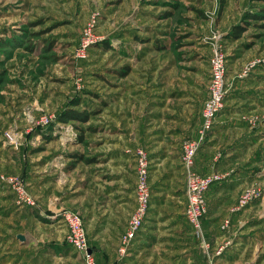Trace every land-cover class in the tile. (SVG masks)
<instances>
[{"label": "rangeland", "instance_id": "rangeland-1", "mask_svg": "<svg viewBox=\"0 0 264 264\" xmlns=\"http://www.w3.org/2000/svg\"><path fill=\"white\" fill-rule=\"evenodd\" d=\"M262 10L264 0H0V264L15 243L23 255L65 243L69 252L60 254L71 256L67 264H88L68 243L62 215L83 218L93 248L92 217L101 218L108 194L123 187L141 150L150 163L152 201L156 192L163 202L172 199L188 222L182 146L199 136L203 119L197 136L181 145L178 176L161 185L160 174H152L154 151L145 145L146 112L157 96L194 92L185 77L208 84L204 107L217 48L226 57L224 111L234 117L226 124L241 120L253 139L228 144L233 160L211 175L226 181L237 174L242 183L221 185L223 200L209 210L207 203L202 232L196 237L191 226L190 237L203 264H264V17L251 18ZM67 112L78 118L59 122ZM252 189L261 196L243 206ZM159 222L171 220L164 215ZM119 248L111 253L121 264H143V229L129 255ZM91 254L95 264H115Z\"/></svg>", "mask_w": 264, "mask_h": 264}, {"label": "crops", "instance_id": "crops-1", "mask_svg": "<svg viewBox=\"0 0 264 264\" xmlns=\"http://www.w3.org/2000/svg\"><path fill=\"white\" fill-rule=\"evenodd\" d=\"M193 80L195 79L189 81L187 77L184 78L188 85L189 82H192L191 87L192 85L193 88L195 87L194 92L187 94L188 92L176 91L175 93L179 94V99L157 96L155 101H152L154 103L151 104L150 111L147 110L146 112L150 130L147 133L149 138L145 145L146 148L154 151L151 159L156 168H153L152 174H160L161 185L165 182H174V179L178 176L179 172L176 169L178 164L181 165L179 153L181 145L185 139L197 136L198 128L202 123L201 107H203V99L208 95V84L204 79V83L198 82V80L195 83ZM157 86L159 87V85ZM191 87L189 85L190 90ZM176 101L177 108H171V104ZM224 112L218 125L209 136L208 142L197 155L196 171L201 175L225 172L227 167L225 163L228 159L231 161L232 154L235 153L234 147L231 148L232 145L228 144L241 136L239 140L242 144H247L253 139L250 131L246 132V129H242L247 125H244L241 120L237 119L238 125L236 127L226 124L234 117L229 115L230 111L225 110ZM233 132H236L235 135ZM126 172L123 187L121 186L118 190L108 194L105 210L99 211V214L102 213L101 218L96 221V217H92L94 232L91 234L90 240L91 246L94 248L93 255L99 262L121 264V259L118 260L117 255L114 257V254L111 253V251L116 253L120 241L112 243L111 237H117L118 233L126 231L130 217L136 208L137 163L132 168H128ZM225 182H229L231 187V185L242 183V179L239 180L238 175L234 174L230 175L226 181L221 180L212 186L207 192L208 210L211 206L218 205L223 200L220 197L223 194L219 189ZM159 187L161 189V186ZM158 190L159 188L156 189V191ZM170 192L172 196L177 195L174 187H171ZM171 200L166 199L163 202L161 194L154 193L148 220L143 228V264H203L205 259L201 256V251L199 250L200 254L195 251L198 248L196 239L193 237L194 235L190 237L191 233L193 234V229L182 214L183 218H180L178 208L169 204ZM164 215L171 220L165 226L159 222ZM162 231H164V234ZM38 244L34 243V246H39ZM64 244H61L63 248ZM17 246L19 245L15 243L12 254L4 257V259L8 258L6 264H53L58 260L63 264H67L71 257L68 256L69 254H60L63 248L58 244L52 245L51 243L49 246L44 244L37 249L34 248L32 253L25 255L18 251ZM41 248H43V251H41ZM63 251V253L69 252L66 249H63Z\"/></svg>", "mask_w": 264, "mask_h": 264}, {"label": "built area", "instance_id": "built-area-1", "mask_svg": "<svg viewBox=\"0 0 264 264\" xmlns=\"http://www.w3.org/2000/svg\"><path fill=\"white\" fill-rule=\"evenodd\" d=\"M219 48L214 50L211 61V86L209 96L203 107L202 127L196 139L187 140L182 146V165L186 173V219L194 228L195 236L202 232V220L207 213L206 194L220 177L218 175L203 176L195 171V161L200 150L208 142L209 134L215 126L216 119L225 109L227 98L226 57ZM136 208L132 213L126 232L121 236L120 248L122 256L129 255L132 244L145 227L151 209L152 188L150 185V163L147 154L141 150L137 162ZM261 193L252 189L242 197V205L250 204L259 198ZM33 206L34 203L30 202ZM63 220L68 227V243L81 254H86L88 264H95L90 253L87 230L83 218L76 212L67 211Z\"/></svg>", "mask_w": 264, "mask_h": 264}, {"label": "trees", "instance_id": "trees-1", "mask_svg": "<svg viewBox=\"0 0 264 264\" xmlns=\"http://www.w3.org/2000/svg\"><path fill=\"white\" fill-rule=\"evenodd\" d=\"M261 12H262V13L255 14V15H251V18H252V19H255L256 17H264V10H262ZM240 34H241V32L238 31V32H235V33L233 34V36L236 37V38H239V37H240ZM70 116H72V119H71ZM76 118H78L77 115H74V114L71 113V112H67V113H65V114H63V115H61V116L59 117V122H63V123H64V122H67V121L76 120ZM90 251H91L92 253H94V249L91 248V247H90Z\"/></svg>", "mask_w": 264, "mask_h": 264}, {"label": "water", "instance_id": "water-1", "mask_svg": "<svg viewBox=\"0 0 264 264\" xmlns=\"http://www.w3.org/2000/svg\"><path fill=\"white\" fill-rule=\"evenodd\" d=\"M19 239H20V240H23V237H22V236H19ZM90 253H91V252H90Z\"/></svg>", "mask_w": 264, "mask_h": 264}]
</instances>
